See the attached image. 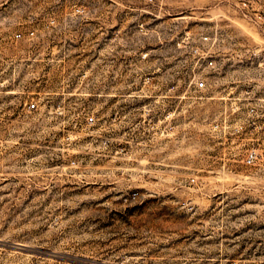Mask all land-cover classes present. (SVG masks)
Segmentation results:
<instances>
[{"label": "rangeland", "instance_id": "374dc122", "mask_svg": "<svg viewBox=\"0 0 264 264\" xmlns=\"http://www.w3.org/2000/svg\"><path fill=\"white\" fill-rule=\"evenodd\" d=\"M207 1L0 0V264H264V0Z\"/></svg>", "mask_w": 264, "mask_h": 264}, {"label": "built area", "instance_id": "2783aa9c", "mask_svg": "<svg viewBox=\"0 0 264 264\" xmlns=\"http://www.w3.org/2000/svg\"><path fill=\"white\" fill-rule=\"evenodd\" d=\"M243 5L246 6L247 3L243 2ZM33 32H30V35H33ZM219 31L217 28H214L212 31L207 33H201L197 36L190 35L189 31L185 34V36L178 42L179 45L186 46L191 44L192 50L196 54V65H199V67H203V70L205 69H217V64L214 56V45L216 43V39L218 37ZM22 36L21 33H16L15 38H20ZM195 80V87L199 90H203L207 87V78L205 75H200L194 77ZM36 107L35 103H31L28 105L29 109H34ZM249 114H256V108L251 106L248 109ZM93 117H90V120H93ZM255 159V155L251 154L247 162L252 163Z\"/></svg>", "mask_w": 264, "mask_h": 264}, {"label": "crops", "instance_id": "0c3cea01", "mask_svg": "<svg viewBox=\"0 0 264 264\" xmlns=\"http://www.w3.org/2000/svg\"><path fill=\"white\" fill-rule=\"evenodd\" d=\"M208 1H212V0H208ZM208 1H207V2H208ZM192 8H194V7H192ZM199 13H200V15H199L200 17H199V18H200V19H205V17H206L205 14H206V13H205V12H199Z\"/></svg>", "mask_w": 264, "mask_h": 264}]
</instances>
